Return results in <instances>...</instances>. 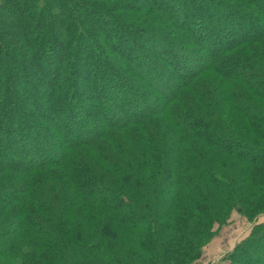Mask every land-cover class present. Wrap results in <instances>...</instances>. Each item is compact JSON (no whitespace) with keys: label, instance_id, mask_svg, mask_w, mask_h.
<instances>
[{"label":"trees","instance_id":"obj_1","mask_svg":"<svg viewBox=\"0 0 264 264\" xmlns=\"http://www.w3.org/2000/svg\"><path fill=\"white\" fill-rule=\"evenodd\" d=\"M235 213L264 215V0H0V264H195ZM260 253L255 224L214 264Z\"/></svg>","mask_w":264,"mask_h":264},{"label":"rangeland","instance_id":"obj_2","mask_svg":"<svg viewBox=\"0 0 264 264\" xmlns=\"http://www.w3.org/2000/svg\"><path fill=\"white\" fill-rule=\"evenodd\" d=\"M220 32L221 31L219 30L218 33H220ZM202 47L207 49V45H202ZM156 90L159 93L165 91L164 88L163 89L157 88ZM14 97L18 101V107L20 109H24L26 106V103H25V101L23 102L21 100L19 92L18 93L15 92ZM107 98L108 99L110 98L109 93L107 94ZM255 224H264V215L260 216L257 219V221H255L254 223H247V222L243 221L242 217H240L238 214H236V213L233 214L231 219H230L229 224L225 227L218 229L216 231L213 239L209 242V244L203 250V255H205V253L206 254L210 253V255H212L214 253V256L217 257L215 260H213V258H209V261H208L209 264L217 263L226 253L232 251L237 243H239L240 241L245 239V237L250 232L252 226ZM258 257L260 258V261H264L263 260L264 259V253L263 254L260 253L258 255ZM201 258H202V256H201ZM207 260H208V258H207ZM196 263H198V262H196Z\"/></svg>","mask_w":264,"mask_h":264},{"label":"crops","instance_id":"obj_3","mask_svg":"<svg viewBox=\"0 0 264 264\" xmlns=\"http://www.w3.org/2000/svg\"><path fill=\"white\" fill-rule=\"evenodd\" d=\"M208 254H206V253H205V255L202 254V258L196 264H209V262H208L209 258H213V260H215L217 258L216 256H214V253L212 255H210V253H208ZM207 258H208V260H207Z\"/></svg>","mask_w":264,"mask_h":264}]
</instances>
